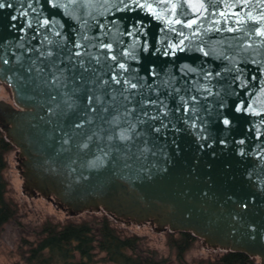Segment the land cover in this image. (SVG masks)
I'll use <instances>...</instances> for the list:
<instances>
[{"label":"water","instance_id":"obj_1","mask_svg":"<svg viewBox=\"0 0 264 264\" xmlns=\"http://www.w3.org/2000/svg\"><path fill=\"white\" fill-rule=\"evenodd\" d=\"M42 6L44 15H49L52 6L43 0ZM35 7V3L29 6L27 0H4L0 7V82L9 87L12 96V103L0 99V129L21 156L17 168L23 179L22 189L53 197L69 214L103 210L116 219L150 221L156 230L167 227L169 231H189L210 247L257 256L264 264V123L260 124L261 135L257 137L256 117L237 112L234 107V101L239 102L237 97L250 98L253 93L241 89L239 81L231 83L228 76L234 73L221 72L210 82L212 95L203 98L211 101V109L204 103L202 113L197 114L208 121L207 135L199 127L195 131L188 127L174 108L177 119L171 123L176 127L172 128L170 123L156 131L147 122L137 120L142 111L140 94L128 100L122 84L107 82L111 71H105L106 62L82 68L76 60L65 59L69 56L66 44L52 45L50 56H40L47 45L44 49L35 47L41 38L39 34L32 35L35 24H27L29 18L39 15L31 10ZM238 7L245 18L249 13L264 16V5L259 0H249L246 6ZM25 9L29 10L22 15ZM51 15L61 20L66 29L64 35L74 41L76 22L63 16L62 10ZM144 15L137 11L135 19L141 20ZM117 17L127 18L122 26L128 31L126 25L133 22L131 12L101 14L96 20L115 27ZM145 24L147 35L139 31L136 34L158 48L155 39L160 36L162 25L155 20L151 24L145 20ZM260 26V21L248 19L247 32L219 36L208 33L213 40L235 37L240 41L220 43L225 56L243 55L237 49L244 46L245 39L252 41L251 48L258 55L250 57L247 67L249 86L256 91L261 82L251 80V72L258 68L251 60L264 62V44L255 43L257 39L264 40L255 33V27ZM249 32L253 35L249 36ZM176 35L173 33L172 38ZM124 39L127 42L128 37ZM199 42L207 46V37ZM191 43L197 45L198 41ZM137 51L141 58L127 62L147 77L146 83L156 79L151 76L153 64L163 72L168 68L167 62L173 60L162 51ZM72 54L76 55L74 49ZM200 55L195 51L183 53L174 71L178 73L180 63L198 64ZM205 59L215 71L228 63L214 57ZM85 62L88 63L86 58ZM61 69L63 78L56 85L52 76ZM231 89H236L235 96L229 95ZM66 95L72 99H65ZM97 95L103 97L99 104L95 102ZM89 96L93 97L91 102ZM258 100L264 103V95ZM69 103L73 107L69 108ZM221 103L225 107H219ZM132 104L137 107L130 108ZM173 105L175 100L170 99L169 107ZM129 111L131 116L126 114ZM223 116L229 117V125L223 123ZM116 117L118 122L113 123ZM259 119H264V113H259ZM80 120L85 123L79 124ZM133 122L135 129L131 128ZM201 122L197 120L198 125ZM121 128L130 129L128 139H119ZM241 147L245 148L244 153L239 151ZM257 151L260 156L255 155Z\"/></svg>","mask_w":264,"mask_h":264},{"label":"snow or ice","instance_id":"obj_2","mask_svg":"<svg viewBox=\"0 0 264 264\" xmlns=\"http://www.w3.org/2000/svg\"><path fill=\"white\" fill-rule=\"evenodd\" d=\"M249 0H43V3L51 5L49 15H44L42 0H27L29 6L35 3L36 7L32 11L39 12L35 18H29L27 24L29 26L35 24V32L32 35L39 34L41 43L35 47L37 49H44L47 45V50L40 51V56H50L53 52L52 45L64 47L65 44L69 49V56L65 59L71 58L76 60L82 68H89L92 63L100 64L106 62L107 68L105 71H111V77L106 78L108 83L123 85V95L132 100L134 96L140 94L139 106L142 108L141 113L138 115L137 120L141 123L147 122L150 127H154L156 131L161 128L169 126V124L177 119L173 115V108L175 113H179V119L186 122L187 126L194 131L197 127L204 130L207 135L205 125L208 124L207 120H203L202 113L203 104L207 103L211 109V101L203 98L212 95L209 90L211 88L210 82L212 78L220 77L221 72L225 75L234 73L233 76H228L232 84L239 81L241 89L247 88V93H253L249 98L247 95L244 98H239V102L234 101V107L237 112L249 113L256 117V136L261 135L260 124L264 123V119H259V113H264V103L259 102L258 97L264 95V62L259 59H252L251 64L257 65L258 68L251 72V80H260V88L258 91L249 86L248 79V63L251 56H257L258 52L251 48L252 41L245 39L243 47L237 51L243 55L228 56L224 55L225 50H221L220 43H235L239 44L240 41L235 37L230 39H217L213 40L208 33L219 36L220 33L238 32L243 30L248 31V19L253 21H260V27H255V33L264 38V16H253L251 13L245 18L240 13L242 9L239 5L246 6ZM264 5V0H259ZM4 6V0H0V7ZM29 9H25L22 15H25ZM62 10L65 17L70 18L76 22L78 31L74 28V41L69 40L64 35L66 31L64 24L61 20L51 15V12ZM131 12L133 13V22L126 25L129 29L124 30V20L117 17L118 24L113 26L107 21L99 23L96 20L97 15L114 13V12ZM144 13V18L141 20L135 19L136 12ZM150 17V19H149ZM147 20L151 24L153 20L159 21L162 25L160 27V36L155 39V44L159 45L158 48H153L145 39L142 41L140 35L136 34L137 31L147 35L145 31ZM101 31H93L95 28ZM254 27V26H251ZM167 29V32L165 30ZM25 31V29H21ZM177 33L176 38H172V34ZM187 33V35H186ZM249 36L253 33L249 32ZM124 37H128L127 42ZM207 37V46L205 43L199 42L202 38ZM192 40H197L198 44L193 45ZM107 41V42H105ZM257 45L264 44V40L257 39ZM74 49L76 55L72 54ZM104 49V51H100ZM138 49L143 51H162L164 56L172 57L173 60L168 63V68L163 72L153 64L150 71L151 76L156 77L151 83H146L147 77L141 75L140 72L135 70V65L127 61L139 60L140 54ZM31 51V49H29ZM197 52L200 55L198 64L180 63L178 65V73L174 71L177 67V61L181 59L182 54L185 52ZM85 57L88 63L85 62ZM206 57H214L216 59H224L228 63L226 67L220 71L213 70ZM103 58V61L101 60ZM17 59L20 56L17 55ZM243 62V64L241 63ZM59 61H56L58 63ZM75 67V65H72ZM39 68V65H37ZM57 72L52 76V81L60 84L63 78L61 73ZM203 78V82L201 81ZM219 87V86H218ZM129 89L135 91L129 92ZM113 96L116 92L109 89ZM229 95H236V89H231ZM147 96L154 98L148 99ZM65 99L71 100V97L65 96ZM103 99L102 95L95 97L97 104ZM170 99L175 100V105L169 107ZM91 102L92 96L88 97ZM111 103V101H109ZM147 105V109L143 106ZM69 108L73 107L72 103L67 105ZM223 108V103L218 105ZM137 105L132 104L130 108H135ZM181 109L183 111H181ZM131 116V112L126 113ZM91 119V117H89ZM119 117L113 119V123L118 122ZM197 120L202 122L198 125ZM159 121V122H157ZM85 121L80 120L79 124ZM223 123L229 125L231 121L228 116H223ZM136 122L131 125L132 129L136 128ZM171 127L175 128L176 125L171 123ZM139 135V133H137ZM130 136V129H119V139L125 140ZM110 140L112 136L108 137ZM243 140V137H241ZM224 141H222L223 143ZM241 153L245 152V148L239 149ZM264 151V150H262ZM256 156H260L261 152H255Z\"/></svg>","mask_w":264,"mask_h":264},{"label":"trees","instance_id":"obj_3","mask_svg":"<svg viewBox=\"0 0 264 264\" xmlns=\"http://www.w3.org/2000/svg\"><path fill=\"white\" fill-rule=\"evenodd\" d=\"M0 129V227L15 215V206L5 197L6 183L2 176L5 166L4 153L13 148ZM168 234V245L174 249L175 262L142 246V238L135 234H123L102 215L94 221L81 220L64 224L43 221L33 242H27L23 255L25 264H255L241 251H224L213 259L187 261L185 251L196 240L189 231ZM102 254L97 258V255Z\"/></svg>","mask_w":264,"mask_h":264},{"label":"rangeland","instance_id":"obj_4","mask_svg":"<svg viewBox=\"0 0 264 264\" xmlns=\"http://www.w3.org/2000/svg\"><path fill=\"white\" fill-rule=\"evenodd\" d=\"M0 99L12 103L9 87L0 82ZM18 149H12L4 153L5 166L2 176L6 183L5 197L15 206L13 218L0 227V264H25L23 255L27 248V242H33L36 231L43 221L64 224L66 222H79L81 220L94 221L105 215L111 224L123 234H135L142 239V246L156 253L157 257L165 258L167 262H175L174 249L168 245L167 227L156 230V225L150 221L136 223L130 219H116L103 210H83L76 214H69L67 209L57 204L53 197L47 198L39 193H28L22 189L23 179L17 165L19 164ZM225 250L213 248L200 238H196L193 244L185 251L184 259L195 261L198 259H213ZM102 256L100 253L97 258ZM253 263L261 264L257 256L251 257ZM99 264H113L101 261Z\"/></svg>","mask_w":264,"mask_h":264},{"label":"flooded vegetation","instance_id":"obj_5","mask_svg":"<svg viewBox=\"0 0 264 264\" xmlns=\"http://www.w3.org/2000/svg\"><path fill=\"white\" fill-rule=\"evenodd\" d=\"M19 159H21V156H19Z\"/></svg>","mask_w":264,"mask_h":264}]
</instances>
